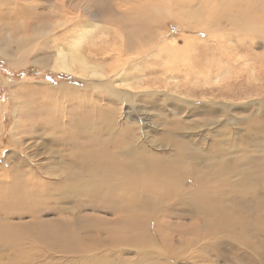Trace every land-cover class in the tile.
Instances as JSON below:
<instances>
[{"label":"bare ground","instance_id":"obj_1","mask_svg":"<svg viewBox=\"0 0 264 264\" xmlns=\"http://www.w3.org/2000/svg\"><path fill=\"white\" fill-rule=\"evenodd\" d=\"M121 1L119 7L107 2L96 6L85 3L81 10L77 0H69L68 8L64 1L47 0L44 3L50 9L45 12L31 9L36 0H23L25 4L20 5L14 4V0H1L0 28L4 37L0 40V56L7 64L12 68L34 64L75 76L81 87L75 84L62 89L72 88L76 95L83 92L84 99L90 97L95 106L83 114L72 111L73 115L64 116V120H56L53 114L51 120L38 123L22 118L19 110L13 115L0 110V142L8 125L12 133L8 141L15 147L17 143L26 144L21 134L27 123L33 126H27L33 133L56 129V132L68 130L74 134L57 137L50 142L51 148L45 146L44 140L41 143L46 148L44 155L49 156L44 163L36 161L42 154L38 144L29 145L36 148L34 157L16 149L13 156L20 158L14 162V157L0 150V260L11 258V254L16 259L26 256L24 253L28 250L24 245L32 238L43 243L49 252L82 260L93 258L92 254L105 245L115 250L129 247L132 252L127 253L131 256L128 260L132 256L140 258L134 264H162L161 257H165L166 264L188 261L192 264H264V124L247 127L245 137L240 139L245 147L229 138V128L223 125L222 129L209 131V137H204L205 149L201 141H193L190 138L193 135H189L187 145L181 148L177 143H168L159 146L163 151H155L157 146L147 139L151 127L143 118L135 119L136 124L146 125L136 135L138 127L131 125L132 115L143 102L160 113L165 112L152 102L160 98L171 101L173 107L183 108L186 105L178 98L181 95L177 98L162 95L164 92L140 95L137 91L145 89L144 85H138L137 89L135 80H127L124 67L110 69L106 63L111 58H102L101 63L95 62L96 58L94 61L88 58L100 55L92 52L90 45L101 43L95 39H100L97 36L101 34L103 37L101 27L111 26L128 33L123 44L126 55L135 53L137 38L150 47L162 46L165 52L161 59L165 64L176 65L175 60L187 59L195 67L201 60L211 58L207 67L217 65L220 73L223 69L251 67L250 78L259 68L254 78L264 83V54L253 53L258 48L264 53V0ZM69 14L73 16L70 20L57 25ZM84 19L95 23L85 25ZM53 20L58 21L56 25ZM177 27L178 41L171 35ZM57 28L60 34L70 35L73 40L66 52L55 49L53 54L45 56L52 44L50 40L59 36L55 34ZM97 29L99 33L94 34ZM88 43L84 54L82 49ZM245 51L250 54L241 55ZM41 54L45 55L39 57ZM115 58L119 60L122 55ZM152 65L155 69L150 72L145 67L148 64L142 65L146 76L156 75L164 68L171 73L175 70L162 67L160 61ZM137 69L141 66L137 65L134 70ZM219 74L216 80L221 77ZM198 75L199 80L208 82L213 72L201 71L195 77ZM145 84L151 87L149 82ZM233 84H226L220 90H205L201 95L215 96L217 91L216 95L225 100L255 95L261 97L259 101L251 99L243 107L264 108V84L247 91L236 89L238 93L229 94L226 90L235 87ZM115 104L121 109L123 104H128L129 111L121 114ZM219 106L224 113L231 111L226 103ZM231 122L228 118L224 123ZM204 123L215 126L211 120ZM181 130L191 131L187 128L177 131ZM186 133L182 137H187ZM215 133L222 137L219 142L210 139ZM30 140L34 142L36 138L32 136ZM58 147L66 148V152H59ZM15 219L18 225H14ZM103 220L106 227L114 228L103 232ZM18 228L26 233L12 231ZM48 251L28 254L34 253L40 258L48 255ZM114 261L104 259L102 264H115Z\"/></svg>","mask_w":264,"mask_h":264},{"label":"rangeland","instance_id":"obj_2","mask_svg":"<svg viewBox=\"0 0 264 264\" xmlns=\"http://www.w3.org/2000/svg\"><path fill=\"white\" fill-rule=\"evenodd\" d=\"M46 1L47 0H36V3L32 6L31 9L36 11V9L39 8L40 10H44V11L46 10L45 12H48L50 8L44 3ZM61 1H64L65 2L64 6L68 8L69 0H55V2L57 3L58 2L60 3ZM77 1L79 2V6L81 7V10H84L86 6L85 3L91 4L92 6H96L97 4H100L102 2L104 3L107 2L111 5H115L116 7H119L122 5L121 0H77ZM14 4L20 5V4H25V3L23 2V0H17V1L14 0ZM0 5H1V0H0ZM44 7L46 9H44ZM72 17H73L72 14H69L66 16V18H61L60 23L57 25H61L67 22ZM1 21L2 22H0V24L3 23V20ZM57 22H58L57 20L52 21V23H54L55 25ZM83 23L85 25H88V23H95V22L84 19ZM168 29L170 30L172 29V27H169ZM178 29H179L178 27L173 29L172 31L174 33L171 34L173 37L177 39L176 41H178V36L180 34L179 33L180 31ZM103 30H104L103 37H102V34L97 36V37L101 36L100 38L101 40L95 38L96 40H99L98 42H101V43L96 44V46L90 45V49L92 52L100 54L98 56H91V57L88 56V58L91 61H94V59L96 58L97 61L95 62L101 63L102 58L103 59L111 58L109 62L106 63L111 67V68L109 67L110 69H116L119 66H120L119 68L124 67V69L127 70V77H128L127 80L129 79L135 80L134 85L136 86L137 89H138V85H141V84L144 85L142 88H145V89L141 90L140 88L138 89L139 91H137L141 93L140 95H144L145 93H152V92L154 93L164 92L162 93V95L169 94L170 96L177 98L180 94L181 96L178 98H182L183 101L185 102L186 106H184L183 108L182 106H179V105L177 107H173L170 104L171 101L167 102L165 99L160 98V99H157L158 102L156 101H152V102L154 103V105H158V106L160 105L161 108H164L165 112L163 111L162 113H160L159 110L151 108L150 105H148L150 106L148 107L147 104L143 102L142 104H140L139 108L137 107L139 111L136 113H133L132 116L134 120H131L130 123H132L131 125H133V127H138V130H137L138 132H136L135 134L136 135L141 134L142 129L146 126L144 123L136 124L137 122H135V119L143 118L144 122L149 124V128L151 127L148 130V135H150V137L148 136L147 139L149 141L154 142V144L158 147V148L156 147L155 151H159V152L163 151L161 149L162 147L160 148L159 146H166L168 145V143L170 144L177 143L178 146L181 148L182 146H184V144H186V140L189 139V135L190 136L193 135L192 137H190L193 141H199V142L201 141L200 144H202V147L205 145L203 147L205 149L207 147V144L204 141V139L209 137L208 132L216 128L222 129L223 125L226 128L227 126L229 128V132H230L229 138H232L234 141H236L239 146L245 147L242 144L243 142L240 141V139L242 137H245L243 135L245 134V130L247 129V127L250 124L255 125L261 122L264 124V108H262L263 110L262 109L254 110V109H245L243 107L245 106L246 103L252 101L251 99H253L254 101H259L258 99L261 98L259 96H255V95H249V96H244V97L235 96L233 97L234 99L228 97V100H225L224 97H219V95H216L217 91L214 92L215 96L211 94L201 95V93L205 92V90L206 92L210 90H220L221 87H224L226 84H229V83L230 84L234 83L233 85L235 86L233 88H229L226 90L227 92L229 91V94H236L238 93V91H241V90L247 91L253 87H259L262 84H264L263 81H261L260 79L254 78L255 75L258 73V70H260L259 68H256L252 72L253 77L251 76L249 78L248 75L252 69L251 67H248V68L238 67V69L233 68L232 70L223 69V71H230L227 73L228 74L227 75L223 71H221L220 73V68H217V65L216 67H213V68L212 66H210L211 69L207 67V64H210V61H212L211 58L210 59L206 58V59L201 60L199 65L195 67L190 66L189 61L187 59L186 60L184 59L183 61H180V59L175 60L174 64L176 63V65L170 64L168 62L167 64H165V62L164 61L162 62V59H161L162 56H164L162 53L165 52L162 46L157 47V48L150 47L143 40L140 41L137 38H136L137 43H136V47L134 50L135 53L126 55V53L124 52L123 44L125 42V39L128 33L118 29L117 27L112 28L111 26H109L108 29H104L103 27H101L100 31H103ZM60 31H61L60 28H57L55 34L56 35L59 34V36H56L55 39L52 38L54 39V42L52 39L50 40V44L52 42V44L50 45L51 46L50 49L48 47L47 53H45L46 55L41 54L39 57L43 55L47 56L48 54H53V52H55V49L58 51L61 50L64 52H66L69 49L70 43L72 42L73 39L71 38L70 35L67 37L66 35H63V33L60 34L61 33ZM97 33H99V29H97L94 34H97ZM2 34L3 33L0 28V40H2V38L4 37ZM132 36L137 37V35L135 36L134 33H132ZM108 38L112 39V41L105 42L104 40ZM113 43L115 45H112ZM89 44L90 43L86 44V46L82 49L84 54L87 53ZM98 46L100 48H98ZM253 53L257 54L258 56H262L264 54L262 49H259V48L255 49ZM118 54L122 55V58L119 60L115 58V56H117ZM245 54L249 55L250 52L245 51L241 53V55H245ZM12 57L14 56L12 55ZM207 59H209V61ZM116 61H117V64H116ZM158 61L162 63V67H166L168 69H175L174 73H171L170 70L165 71V68H164L162 71L159 70L158 74L155 73L156 75L151 76L149 74V76H146L147 71L142 69V65L144 66L148 64L149 66H145V67L148 68L150 72L151 69L152 71H154L155 69V65H152V63L158 62ZM241 63H243V61H241ZM187 64L189 65V67L187 66ZM137 65L138 67L141 66V69L139 70L137 69L138 71L134 70L135 67H137ZM208 70L213 72V76L209 78L208 82H206V80H199L200 75L195 77L199 72L201 74V71H208ZM216 73L218 74L220 73L219 75L221 77L218 79L219 81L216 80V76L218 75ZM176 76H178V78H176ZM77 82H78V79H76L75 76H70V75L68 76V74L64 75V74L58 73L57 71H53L50 68H46V67L38 66L34 64H31V65L27 64L26 66L20 67V68H12L7 64L6 59L0 56V110L6 113L7 115H10V114L13 115L15 114V112L19 110L20 111L19 114L21 115L22 118H30L33 122H37V123L43 122L44 120H51L50 117L52 116L54 117V115L57 117L56 120H60V119L64 120L65 118L64 116H68L69 114H72L73 112L83 114V112L91 111L92 109H94L95 105H93V102L91 103L92 99L90 97H88L86 100L84 99L85 97L82 96L84 94L83 92L79 94L77 93L76 95L73 93L72 88L65 89V91L62 89L66 85L76 86L78 84ZM147 82H149L151 87H148L145 84ZM78 86L81 87L80 84H78ZM124 86L125 84L122 85V87ZM160 89H163L164 91ZM188 94H190V96H188ZM195 94H197V96H194ZM83 102H85V106H83ZM221 103L228 104V106L231 107V111L228 113L226 112L224 113L222 111V108L219 106ZM114 107L119 112L121 111V114H124L129 111L130 106L128 104H123V108L121 109V106L119 104H115ZM194 107L196 109H194ZM206 109H209L210 112L207 113ZM228 118L233 121L231 122V124L224 123V122H227ZM206 120H211L212 122L215 123V126L211 127L209 126L208 123H204ZM235 121L237 123H235ZM200 124L203 127L202 126L200 127ZM29 125L31 128L33 127L29 123H27L25 127L23 126L24 133L21 134L22 135L21 137L23 138V140H26L25 141L26 144H22L24 145L23 148H22V145L19 146L18 143L16 146L17 148L15 147L14 144H9V141H8L9 138L12 139V136H11L12 133L10 132L11 127L7 125L6 129H4L5 136H2V140L0 142L2 147H0V150L3 149V151L5 152V155H7L8 157H11V158L14 157L12 162L17 161L20 158L17 156H13L15 154L14 151L16 149L22 150L23 154L25 153L26 155L30 157H34L36 155V151H35L36 148H31L29 145L38 144L39 145L38 151L42 154L37 157L38 160L36 158V161H39L40 163H44L49 157L48 154L44 155V153L46 152L45 151L46 148H44L41 144L42 142H44V140L47 141L45 146L48 148H51L52 141L53 140L55 141L57 137L59 136L70 137L71 135H74L71 131H68V130H67L68 134L65 131L62 132L59 130H58L59 132L58 133L56 132L57 131L56 129H52L53 131L55 130L54 132L52 130H48L47 132L42 133V134L41 133L39 134L36 132L33 133L32 131H29V128H27V126ZM26 128L27 130H25ZM185 128L190 129L191 131L187 133L183 130L177 131L178 129L180 130V129H185ZM17 130L20 131V128ZM73 132L75 134L77 133L76 130H74ZM49 133L51 136L48 135ZM185 133L188 136L182 137V134H185ZM32 136L36 138L34 142L30 140V137L32 138ZM221 138L222 137L218 133H215L211 135L210 139L211 141L213 140L215 142H219ZM143 141H147V140H143ZM48 144H50L51 146ZM241 147H235V148L240 150ZM58 149H59V152H63V151L66 152L65 151L66 148L58 147ZM60 149H62V151ZM164 150L166 152H169V150L167 149H164ZM192 153H193L192 151L189 152L190 155ZM181 161H184V159H181ZM99 215L101 216L103 214H99ZM104 216H106V214H104ZM12 221L14 225L15 223L16 225H18L17 219L12 220ZM104 224L107 226L106 220L105 221L103 220V225ZM106 226L104 227L105 229L103 228L101 229L103 230V232L107 228L108 229L114 228L112 226L110 227L109 226L106 227ZM12 227L14 228L13 225ZM12 231L15 234L26 233L25 231L20 230L19 228L18 230L12 229ZM26 244L24 246H25V250H28V252H32V251L37 252L38 250H41L42 252L48 251V249L43 246V243H38L34 241V239L32 238H30V240L27 239ZM121 248L122 249L120 250L119 248L115 250V248L114 249L109 248V246L104 245V248H100L98 249L100 251H96V253L94 252V254H92L94 256L93 258L91 259L84 258V260H82L79 257L78 258L77 257L74 258L72 256L65 257V256H62V254H56L54 252H49V251H48L49 252L48 255H44L43 257L36 258L34 256V253L28 254V252H26L24 253V255L27 254L26 256H22L19 258L17 257V259L15 258L14 254H11V258H8L7 260L5 259L0 260V264H47L48 262H51V264L52 263L53 264H92L93 263L92 261H95V260H97L95 264L96 263L102 264V261H104V259L106 261L107 259L108 261L115 260L114 261L115 264H117V262L119 261H122L124 264H134L140 259L139 257L134 259L132 256L131 260H128L131 257V256L129 257L128 254L129 252H132V249H130L127 246H123ZM115 251H118V254H116ZM110 255L111 257L109 258ZM131 255H133V253ZM33 257L34 259H32ZM161 258H162L161 263L166 264L165 257H161ZM227 258L228 257H226V259ZM178 264H192V263L188 261V263L180 262Z\"/></svg>","mask_w":264,"mask_h":264}]
</instances>
